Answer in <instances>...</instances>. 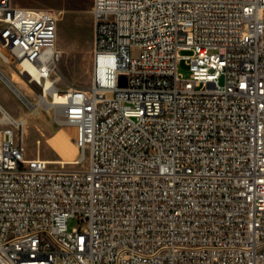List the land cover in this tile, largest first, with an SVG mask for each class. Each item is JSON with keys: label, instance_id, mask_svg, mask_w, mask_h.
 <instances>
[{"label": "built area", "instance_id": "obj_1", "mask_svg": "<svg viewBox=\"0 0 264 264\" xmlns=\"http://www.w3.org/2000/svg\"><path fill=\"white\" fill-rule=\"evenodd\" d=\"M93 14L92 83L61 88L56 10L0 0V56L48 91L82 164L21 162L0 122V264H264V0Z\"/></svg>", "mask_w": 264, "mask_h": 264}, {"label": "rangeland", "instance_id": "obj_2", "mask_svg": "<svg viewBox=\"0 0 264 264\" xmlns=\"http://www.w3.org/2000/svg\"><path fill=\"white\" fill-rule=\"evenodd\" d=\"M13 1L19 5L49 7L56 10L58 14V44L62 49V57L58 65V74L56 75L57 82L61 88H67V83L82 87L89 86L92 83L94 66V0ZM181 53L189 54L191 51L183 50ZM4 55L9 57L6 51ZM0 68L1 104L6 106L15 116H24L27 120L21 129L16 128L17 135L24 140L27 147L26 156L28 158L39 156L43 159L64 158L73 160L78 158L81 152L75 143V127L60 123L51 108L52 104L45 98L35 103V106L39 107V111H31L30 107L32 106L28 104L26 95L24 97V94H20V91L16 90V86L28 94L33 101L39 99L38 94L34 93L23 83L19 75L11 70L1 58ZM180 71L185 78H189L191 75L189 65L185 60H182L180 64ZM4 75L10 78L9 81L6 78L4 79ZM219 81L223 84L224 77L222 76ZM14 84L16 85L15 87ZM36 91L38 92L37 89ZM81 166L82 164L69 163L64 167L80 168ZM77 225L82 226L83 229L86 224L79 222L77 218L70 220V227Z\"/></svg>", "mask_w": 264, "mask_h": 264}, {"label": "bare ground", "instance_id": "obj_3", "mask_svg": "<svg viewBox=\"0 0 264 264\" xmlns=\"http://www.w3.org/2000/svg\"><path fill=\"white\" fill-rule=\"evenodd\" d=\"M0 58H1V56H0ZM3 58L6 59L7 62H5V60H3ZM3 58H1V59L4 61V63L11 70H13L15 73H17L14 64L11 63V61H8L7 60L8 57L7 56H4ZM0 71H1V68H0ZM19 77H20V79H21V81L23 83H25L32 91L34 90L36 92V94H38V96H39V92L36 91L35 86H33V85L28 84L27 82H25L24 78L21 77L20 75H19ZM5 78L8 79V81L10 79L7 75H4V79ZM15 86L16 85L14 84V87ZM17 89H18V91H20V94H22V95L24 94V97L26 95V100L28 101V104H30L32 106V107H30V110L33 111V112L39 111V107H36L35 106V103L38 102L39 100H43L45 98V95L48 93V91H46L45 94L39 96V99L37 101H33V99H31L28 94H26L23 90H21L19 87L16 86V90ZM16 95H17V93H16ZM50 104H52V102H50ZM41 107L42 108H45L43 106H41ZM0 110H1L0 122H6V123L12 122V123H14V125H16L17 128H20V129L27 122L26 117H24V116H22V117L15 116L6 106H4L3 104H1V102H0ZM47 110H49V108H47ZM35 114L37 115V113H35ZM78 159H79V156H78V158L73 159V160L72 159H64V158H49V159H44V161H49V163H51V164H57V165H63V166H65L66 164H69V163H76ZM21 162H34V157L28 158L26 156V153H21Z\"/></svg>", "mask_w": 264, "mask_h": 264}]
</instances>
